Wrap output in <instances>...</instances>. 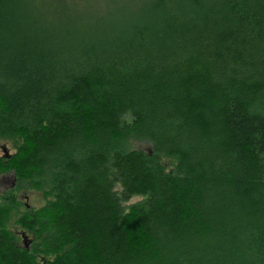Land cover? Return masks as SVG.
<instances>
[{"label": "trees", "instance_id": "obj_1", "mask_svg": "<svg viewBox=\"0 0 264 264\" xmlns=\"http://www.w3.org/2000/svg\"><path fill=\"white\" fill-rule=\"evenodd\" d=\"M73 5L0 0V264H264V0Z\"/></svg>", "mask_w": 264, "mask_h": 264}, {"label": "rangeland", "instance_id": "obj_2", "mask_svg": "<svg viewBox=\"0 0 264 264\" xmlns=\"http://www.w3.org/2000/svg\"><path fill=\"white\" fill-rule=\"evenodd\" d=\"M71 4L73 5L75 9L80 10L82 13H87L89 10H94L99 12L101 8L105 7V4L107 0H69ZM67 2V1H66ZM60 5L66 6L65 3H61ZM70 8V6H68ZM66 8L65 12L69 9ZM72 9V7L70 8ZM70 14V12H68ZM135 145V144H134ZM136 146L140 147H147L146 143H138ZM14 149L13 141L10 138H7L5 136H0V155L1 154H8L12 152ZM11 173L9 171H4L0 173V193L10 187L11 185ZM17 196L19 200L22 202L19 209L22 210L23 203L27 206H39L43 203V198L39 191L32 190V189H21L17 192ZM135 197L139 196H131L129 200H132ZM128 200V201H129ZM17 213L13 211L12 217L16 216ZM10 225L14 228L15 224H12L13 222L10 220ZM15 227V231L18 232L19 238L21 241L26 242V240L29 238L28 234L22 230H19V228Z\"/></svg>", "mask_w": 264, "mask_h": 264}, {"label": "clouds", "instance_id": "obj_3", "mask_svg": "<svg viewBox=\"0 0 264 264\" xmlns=\"http://www.w3.org/2000/svg\"><path fill=\"white\" fill-rule=\"evenodd\" d=\"M144 199H147V197L146 196H144V197H135L132 200L127 201L126 203L127 204H132V203H135L137 200H144ZM125 212H127V208L125 209Z\"/></svg>", "mask_w": 264, "mask_h": 264}, {"label": "flooded vegetation", "instance_id": "obj_4", "mask_svg": "<svg viewBox=\"0 0 264 264\" xmlns=\"http://www.w3.org/2000/svg\"><path fill=\"white\" fill-rule=\"evenodd\" d=\"M12 179V178H11ZM11 184H12V181H11Z\"/></svg>", "mask_w": 264, "mask_h": 264}]
</instances>
